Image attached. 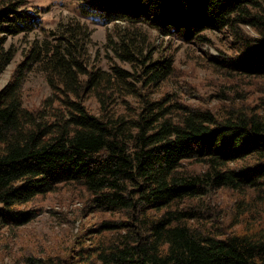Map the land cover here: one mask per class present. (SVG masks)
Returning a JSON list of instances; mask_svg holds the SVG:
<instances>
[{"label":"trees","instance_id":"obj_1","mask_svg":"<svg viewBox=\"0 0 264 264\" xmlns=\"http://www.w3.org/2000/svg\"><path fill=\"white\" fill-rule=\"evenodd\" d=\"M29 3L0 0V74L17 53L7 36L35 33L0 88V229L67 189L96 220L29 260L264 264V0H83L50 28ZM89 22L109 27L107 65ZM214 32L217 54L202 49ZM153 34L203 50L227 82L213 104L164 90L176 56ZM34 73L50 94L28 105Z\"/></svg>","mask_w":264,"mask_h":264},{"label":"rangeland","instance_id":"obj_2","mask_svg":"<svg viewBox=\"0 0 264 264\" xmlns=\"http://www.w3.org/2000/svg\"><path fill=\"white\" fill-rule=\"evenodd\" d=\"M82 1L29 0V5L37 8L42 19V27L50 28L66 21L68 17L77 16L78 6ZM88 25L92 32L89 49L95 55V59L102 58L101 63L107 65L104 47L109 27L98 22H89ZM34 34L29 37L18 34L7 36L6 45L14 47L17 53L0 74V88L10 80ZM211 36L213 43L204 44L202 49L217 54L216 48L224 49L227 41L225 35L220 32L211 33ZM152 38L155 44H160V48L168 47L170 48L168 52H173L172 54L176 56L174 75L166 82L164 90L177 92L183 100L193 104H200L209 97L211 100L221 93L222 85L227 84L226 79L200 58L199 55L203 54L200 47L178 42H171L170 45L167 37L160 38L155 34ZM49 94L50 89L41 75L34 73L28 78L25 86V99L28 105L38 104ZM210 102L213 104L214 99ZM218 195L220 202L229 200L226 197L229 196L227 192ZM29 206L38 207L33 220L14 229H0V264H39V260H29L30 256L46 261L49 255L54 256L57 249L65 245L66 240L96 220L95 215L81 212L84 201L77 192L67 189L52 193L48 197H39Z\"/></svg>","mask_w":264,"mask_h":264}]
</instances>
